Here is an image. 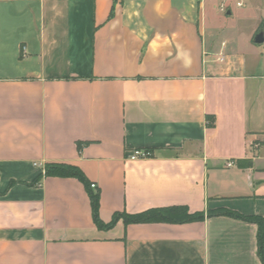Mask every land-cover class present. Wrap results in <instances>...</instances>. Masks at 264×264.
<instances>
[{
	"label": "crops",
	"instance_id": "crops-1",
	"mask_svg": "<svg viewBox=\"0 0 264 264\" xmlns=\"http://www.w3.org/2000/svg\"><path fill=\"white\" fill-rule=\"evenodd\" d=\"M221 1L0 0V264H262L224 213L264 223V47ZM173 206L203 217L110 225Z\"/></svg>",
	"mask_w": 264,
	"mask_h": 264
},
{
	"label": "trees",
	"instance_id": "trees-1",
	"mask_svg": "<svg viewBox=\"0 0 264 264\" xmlns=\"http://www.w3.org/2000/svg\"><path fill=\"white\" fill-rule=\"evenodd\" d=\"M46 175H58L64 177H77L85 181L82 173L77 167L69 165H49L46 167ZM90 188V185H89ZM91 209L93 220L98 223V196L95 193H91ZM237 218H241L245 221L255 223L257 225V256L262 264H264V223L257 217H243L233 213H224ZM203 215L201 213H189L186 207L173 206L165 208L150 209L142 213L135 215L115 214L110 225L118 218H123L126 223L134 222H165V223H186L194 220L201 219Z\"/></svg>",
	"mask_w": 264,
	"mask_h": 264
},
{
	"label": "rangeland",
	"instance_id": "rangeland-1",
	"mask_svg": "<svg viewBox=\"0 0 264 264\" xmlns=\"http://www.w3.org/2000/svg\"><path fill=\"white\" fill-rule=\"evenodd\" d=\"M230 15L222 16L220 25L223 27L221 35L230 34L238 41V48L245 49V47H253L255 49H262L264 43L254 44L251 41L247 42V34L253 24V19L256 18V11H250L249 7L238 8L235 6L236 0H230ZM247 3V0H246ZM261 18L264 20V10L261 11Z\"/></svg>",
	"mask_w": 264,
	"mask_h": 264
},
{
	"label": "built area",
	"instance_id": "built-area-1",
	"mask_svg": "<svg viewBox=\"0 0 264 264\" xmlns=\"http://www.w3.org/2000/svg\"><path fill=\"white\" fill-rule=\"evenodd\" d=\"M226 0H222L220 5H219V10L223 13H226L228 11V7L226 5ZM244 0H236L235 1V6L240 8V7H243L244 6ZM150 153L146 150H135L132 152V154L130 155V160H136V159H139V158H145L147 156H149ZM227 166L231 167L232 166V163L229 162L227 163ZM90 188L91 189H95L96 188V185L95 184H90Z\"/></svg>",
	"mask_w": 264,
	"mask_h": 264
},
{
	"label": "water",
	"instance_id": "water-1",
	"mask_svg": "<svg viewBox=\"0 0 264 264\" xmlns=\"http://www.w3.org/2000/svg\"><path fill=\"white\" fill-rule=\"evenodd\" d=\"M252 41H253L254 44H261V43L264 42V29L263 28L259 29L255 33Z\"/></svg>",
	"mask_w": 264,
	"mask_h": 264
}]
</instances>
